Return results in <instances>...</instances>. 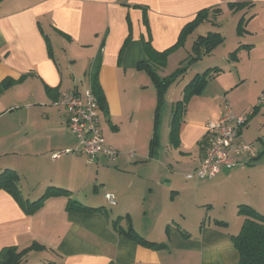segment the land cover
I'll list each match as a JSON object with an SVG mask.
<instances>
[{
  "label": "crops",
  "instance_id": "0c3cea01",
  "mask_svg": "<svg viewBox=\"0 0 264 264\" xmlns=\"http://www.w3.org/2000/svg\"><path fill=\"white\" fill-rule=\"evenodd\" d=\"M203 8L208 31L197 32L200 22L180 41ZM212 32L223 36L212 50L198 54L193 42L197 53L166 70L190 40ZM146 41L165 57L151 55ZM207 61V81L188 99L173 131L174 98L184 97L186 86H170L161 99L153 72L174 82ZM95 80L100 126L118 157L99 154L93 164L73 152L53 158L79 145L68 112L55 101L74 90L84 93ZM174 91L179 95L172 97ZM263 91L264 0H0V172L19 173L27 201L56 186L82 204L102 207L69 209L68 196L55 192L27 213L1 190L0 251L38 242L48 260L40 264H242L232 238L245 218L239 207L264 215ZM229 108L248 116L243 138L258 156L240 155L235 169L222 168L213 178L187 179L206 152L207 122ZM232 205L240 214L233 228L229 219L215 217L217 206ZM116 219L165 245L138 243L113 226Z\"/></svg>",
  "mask_w": 264,
  "mask_h": 264
},
{
  "label": "trees",
  "instance_id": "16d2710c",
  "mask_svg": "<svg viewBox=\"0 0 264 264\" xmlns=\"http://www.w3.org/2000/svg\"><path fill=\"white\" fill-rule=\"evenodd\" d=\"M215 10H219V8H215ZM208 18V9L203 8L199 10L196 17L187 23L181 33V40L190 32L192 29L199 24L200 22L206 20ZM223 36L218 33H210L206 36H200L195 41V45L197 47L198 54L207 53L213 49L215 44L222 40ZM128 41V39H127ZM147 51L152 55H158L161 52L155 51L150 41L145 42ZM204 48V49H203ZM201 50V51H200ZM162 54V53H161ZM166 52L162 54V57H165ZM161 59V58H160ZM94 73V72H93ZM208 71L204 72L202 75H197L194 80V87H188L185 90V95L182 100L178 101L175 107V113L173 116V131L177 130L178 120L182 114V111L185 108L186 102L188 99L195 93L200 92L206 81H207ZM153 78L155 80L159 96L162 99L164 97L167 86L169 85L171 79L160 78L155 72H153ZM10 80H5L4 83H9ZM99 86L96 83V80L93 82L92 90L97 98L98 103H100L101 98L99 96ZM5 190L11 193L21 205L25 207V211L27 213H31L38 209L42 204L43 200L50 196L52 193H64L68 196V208L69 209H80L84 211L93 212L95 210H99L102 207H91L85 204H82L78 199H74L69 194V191L65 188L50 186L47 188L45 193L38 199L33 201H27L21 191L20 188V175L19 173L12 168H5L0 172V191ZM239 213L242 214L245 218L243 224L241 226L240 231L232 235L233 242L235 247L238 249L240 253V260L242 264H264V215L253 207L242 204L239 207ZM113 226H115L120 233H123L130 237L131 239L137 241L138 243H142L145 245H149L151 247H161L165 245L164 242H155L149 241L144 236H142L139 232H137L132 225H129L127 228H123L119 226L118 220L113 221ZM44 245L35 242L28 247L19 248L17 246H5L0 251V264H20L27 259V255L31 249L42 248ZM47 264H53L49 262Z\"/></svg>",
  "mask_w": 264,
  "mask_h": 264
},
{
  "label": "built area",
  "instance_id": "2783aa9c",
  "mask_svg": "<svg viewBox=\"0 0 264 264\" xmlns=\"http://www.w3.org/2000/svg\"><path fill=\"white\" fill-rule=\"evenodd\" d=\"M264 102V91L259 103ZM69 114V129L76 135L79 145L74 149H65L52 153L53 158L69 152L85 154L89 163H95L99 154L108 160H115L119 150L107 143L100 126L99 103L92 90L84 93L71 91L55 101ZM247 115H236L232 109L217 120H209L206 124V152L200 165L185 174L187 179H204L217 176L222 168L235 169L239 165L238 157L248 154L251 158L258 156L251 142L243 138L242 128L247 122ZM132 154V153H131ZM106 197L112 204L116 203L115 196L107 193Z\"/></svg>",
  "mask_w": 264,
  "mask_h": 264
},
{
  "label": "rangeland",
  "instance_id": "374dc122",
  "mask_svg": "<svg viewBox=\"0 0 264 264\" xmlns=\"http://www.w3.org/2000/svg\"><path fill=\"white\" fill-rule=\"evenodd\" d=\"M204 22H202V23H200V24H202L199 28H198V30H197V32H204V33H206L207 31H208V28H209V25H206V24H203ZM197 26H198V24H197ZM198 36L199 35H197L196 37H195V39H193V40H190V42H191V44L189 45V47H188V49L187 48H185V47H183V48H181L182 50H180V51H177L172 57H171V59H170V64H169V67H168V69H166L167 71H170V72H173V71H175V69H177V67H179V66H184L185 65V63H187L188 61H189V59H191L197 52L193 49V42H195V40L198 38ZM184 41H186V38H184ZM208 62L209 61H207V62H204V63H197L196 65H194L193 67H192V69H191V71H193V74L197 71V73H202V72H204L209 66V64H208ZM159 71L161 72V73H159V74H162V73H164V71L162 70V69H159ZM166 71V72H167ZM190 71V72H191ZM187 72V71H186ZM186 72L185 71H182L181 72V75L173 82V81H170V83H169V85L167 86V89H166V91H165V94H166V92H167V90H168V88L170 87V86H176V84H179V86H180V88H182L183 87V89H184V87H185V89L188 87V89L190 90V87L192 88V87H194V80H195V78L193 77V74L192 75H187L186 74ZM189 84H191V86L189 87ZM171 87V88H172ZM177 95H179V91L178 92H175L174 91V94L172 95V97H176ZM183 98V97H182ZM182 98L180 99V100H182ZM177 98H174V103H175V107H176V104H177V102L178 101H180V100H176ZM172 100H173V98H172ZM166 102H169V100H166V101H164V103H166ZM170 103H171V101H170ZM164 106H166V105H164ZM166 108H167V106H166ZM197 111V110H196ZM198 111H200V113L202 114L203 113V110H199L198 109ZM105 125H104V123H103V127H104ZM106 126H107V124H106ZM131 152H133V151H131ZM35 195H37V194H35ZM43 195V194H42ZM41 195V196H42ZM233 195H236V193H235V191H232L231 192V194H230V197H233ZM41 196H37V199L38 198H40ZM25 198H26V196H25ZM27 199V198H26ZM45 200V199H44ZM44 200H43V202H42V204L40 205V207L43 205V203H44ZM31 201H33V199L31 200ZM233 206V207H232ZM231 207H223V208H221V207H219V206H217V210L215 211V213H216V215H215V217H218V218H221V217H225L226 219H229L231 222H232V224H231V227L233 228V224L235 223V220L237 219V218H239L238 216L240 215L239 213H238V211L236 210V205H232ZM40 207H38V209L40 208ZM213 218H214V216H212ZM244 218V217H243ZM243 218L241 219V221L239 222V225H241L242 224V221H243ZM241 223V224H240ZM119 226H121V225H119ZM128 227V226H127ZM126 227V228H127ZM240 228H241V226H240ZM37 250V251H36ZM35 251H33V252H35V253H31V255H29L28 256V260H26V261H24V262H22V263H20V264H40L42 261H48V260H46V259H44L43 260V256L44 255H47V253L46 252H43L44 250H40V249H36ZM40 251L42 252V253H40Z\"/></svg>",
  "mask_w": 264,
  "mask_h": 264
}]
</instances>
